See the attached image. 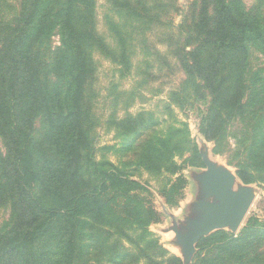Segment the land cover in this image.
Masks as SVG:
<instances>
[{
	"label": "rangeland",
	"instance_id": "374dc122",
	"mask_svg": "<svg viewBox=\"0 0 264 264\" xmlns=\"http://www.w3.org/2000/svg\"><path fill=\"white\" fill-rule=\"evenodd\" d=\"M91 6L85 28L100 42L85 39L82 45L87 69L80 113L88 159L90 165L98 166L93 181L99 203L109 202L115 208L125 204L131 213L113 225L76 223L74 264H185L172 229L175 223L185 227L187 217L192 216L191 204L199 196L197 177L206 170L203 156L235 176V190L251 188L253 201L236 231L224 228L203 237L187 264H264V228L247 226L249 219L264 223V48L256 36L247 37L253 32L248 29H254L262 31L264 39V0H92ZM27 9V0H0L2 55L14 49L10 34L15 22L26 18ZM220 21L226 26L224 32L243 29L239 37H245L234 41L243 46L239 48L243 52L235 59L239 103L230 109L221 108L213 99L216 90L198 78L184 82L181 68L184 52L192 60L194 39L216 33ZM184 32H189V46L177 38ZM42 41L43 45L35 47ZM35 42L25 50L26 58L30 61L36 54L37 59L51 60L59 37L53 32L49 40L41 35ZM231 59L223 61L225 67L215 83L225 85ZM228 87L233 90L236 85L230 82ZM211 108L235 111L227 123H221L219 140L207 139L200 130ZM29 112L34 116L35 111ZM33 126L38 139L41 121L37 119ZM7 143L0 135V162L9 163L12 155ZM167 148L179 169L175 175L156 161L166 159ZM83 165L84 161L82 173L86 171ZM113 169L121 179L136 183L135 190L127 187L126 195L145 199L158 213V222L141 226L132 200H119L109 185ZM92 171L93 167L89 174ZM179 175L187 183L181 196L168 205L163 189ZM12 210L9 202H0V237L13 229Z\"/></svg>",
	"mask_w": 264,
	"mask_h": 264
},
{
	"label": "trees",
	"instance_id": "16d2710c",
	"mask_svg": "<svg viewBox=\"0 0 264 264\" xmlns=\"http://www.w3.org/2000/svg\"><path fill=\"white\" fill-rule=\"evenodd\" d=\"M91 1L27 0L28 14L25 19L20 17L15 22V29L10 34L15 42L14 49L5 55L0 52V135L7 139V146L12 150L9 163L0 162V202L10 203L15 221L7 236L0 237V264H74L78 237L76 223L113 225L122 223L131 213L125 204L115 208L109 202L99 203L100 194L93 181L97 179L95 168L98 166L90 165L88 159V140L80 113L83 108L80 106L82 83L87 69L82 45L86 43L85 39L100 42L99 37H92L87 32L89 28H85ZM217 26L216 33L200 34L194 39L192 60H189V52L182 48L181 68L184 82L198 78L196 80L203 85L216 90L213 99L221 108L230 109L240 98L237 90L240 77L235 59L243 52H239L243 46L234 41L244 40V36L239 37L244 30L226 33L224 23L217 22ZM248 30L253 32L247 37L256 36L264 48L262 31ZM53 32L59 37V45L52 50L51 60L37 59L35 54L29 61L25 50L31 48L41 35L49 40ZM177 38L189 46V32L178 34ZM209 49L214 51L212 55H208ZM201 51H205L203 55H200ZM231 57L233 59L227 60L230 66L225 85L223 81L222 84L215 83L225 67L223 61ZM230 82L236 85L233 90L228 87ZM29 111H35L34 116ZM234 112L212 111L211 108L202 120L201 133L207 139L215 137L219 140L221 123H227ZM37 119L42 127L38 139L33 135ZM158 152L162 155L161 149ZM171 158L172 152L167 148L166 159L158 157L156 160L153 156V161L160 162L164 170L175 175L179 169ZM83 161L86 171L82 173ZM120 177L115 169L108 176L109 185L116 189L119 200H132L142 227L158 222V213L145 199L139 198V194L126 195L127 187L135 190L136 183ZM87 181L93 187L92 191ZM186 183L179 175L163 189L168 205L181 196ZM247 226L264 228V223L249 219Z\"/></svg>",
	"mask_w": 264,
	"mask_h": 264
},
{
	"label": "water",
	"instance_id": "95a60500",
	"mask_svg": "<svg viewBox=\"0 0 264 264\" xmlns=\"http://www.w3.org/2000/svg\"><path fill=\"white\" fill-rule=\"evenodd\" d=\"M202 161L206 170L197 177L199 196L191 204L192 216L187 217L185 227H177L175 223L172 229L185 264L190 262L196 244L203 237L224 228L236 231L253 201L251 188L234 189L236 178L228 169L205 156Z\"/></svg>",
	"mask_w": 264,
	"mask_h": 264
}]
</instances>
